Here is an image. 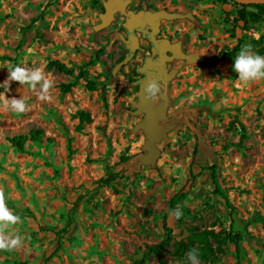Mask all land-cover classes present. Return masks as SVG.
I'll return each instance as SVG.
<instances>
[{
	"label": "rangeland",
	"instance_id": "rangeland-1",
	"mask_svg": "<svg viewBox=\"0 0 264 264\" xmlns=\"http://www.w3.org/2000/svg\"><path fill=\"white\" fill-rule=\"evenodd\" d=\"M107 1L0 0V82L9 75L5 65L13 64L39 68L52 81L47 91L15 80L0 87V205L15 218L0 222V237H21L19 246L0 249V264H128L166 237L163 214L182 189L187 195L175 207L182 215L167 216L172 239L162 264H184L173 242L187 241L191 226L222 238L231 228L243 233L239 263L233 243L210 238L215 257L201 264H264V78L242 81L232 67L244 45L264 54V14L245 26L232 2L126 0L124 10L179 14L161 20V34L183 39L189 56L169 64L173 74L160 85L166 100L157 122L166 131L153 154L135 129L142 119L134 112L139 52L116 67L125 52V16L118 11L108 26L95 28ZM53 59L73 73L49 67ZM81 67L87 76L62 92L60 84ZM88 79L95 89L85 87ZM19 97L26 100L22 113L4 107ZM79 109L91 116L81 131L75 129ZM238 122L245 134L240 144ZM32 128L43 130L40 140H27L22 150L8 142ZM213 162L232 210L213 190L207 168ZM107 165L117 176L102 184ZM144 264L160 263L149 256Z\"/></svg>",
	"mask_w": 264,
	"mask_h": 264
},
{
	"label": "trees",
	"instance_id": "trees-1",
	"mask_svg": "<svg viewBox=\"0 0 264 264\" xmlns=\"http://www.w3.org/2000/svg\"><path fill=\"white\" fill-rule=\"evenodd\" d=\"M222 2H232L236 5L239 6L237 10V18L236 20H242L243 25H247L249 21H257L258 19L261 18V16L264 14V4L261 3H249V4H240L234 0H220ZM253 8V9H249ZM40 17V16H39ZM36 20V18H32L31 22L28 24V26L32 25V23ZM234 32L232 31L231 34ZM261 42V39L254 40L255 44H259ZM240 40H238L237 44L233 47V49L228 52V55H234L235 51L239 48ZM4 57V56H2ZM121 59V58H120ZM94 62V59L91 58L89 59L84 65H89ZM15 65V64H13ZM48 66L56 69L58 71L67 73V74H72L73 69L70 66H67L65 63L53 59L48 62ZM88 71L81 67L79 71L75 74L74 78L72 80H69L67 82H63L60 84V89L62 92H67L71 89V87L75 86L78 82L77 79L78 77H86ZM85 87L88 90H93L96 88V82L94 80L88 79L85 82ZM74 116L78 119L77 124L75 125V129L77 131H81L84 127V124L87 122L91 121V116L90 113L87 110L84 109H79L75 112ZM240 127H241V133H240V139L237 142V144H240L242 139L245 137V134L243 132L244 127L241 122H238ZM43 134V130L41 128H32L29 130L27 134H15L12 136H9L7 138L8 142L16 147L19 150H22L24 148V144L27 140L31 141H38L41 139ZM71 137L67 138V149H68V154L72 153V148H71ZM197 147H195V152H197ZM126 157L122 156V160H125ZM106 174L104 177L99 178V182L102 184H109L112 182L116 176L117 172L112 170L109 165L106 166ZM210 171V177L213 182L214 186V191L221 194L226 205L230 207V209H234L232 204L230 203L228 196L223 193L217 183V164L215 162L211 163L207 167ZM191 181H193V175H191ZM187 195V190L182 189L175 194H173L169 201H168V208L163 214V225L166 229H168L166 237L162 238L159 242L149 244L146 246L143 255L140 258H134L130 263L128 264H144L149 256H155L156 259L160 264H162V257L163 253L166 250L167 246L170 245V240L172 239V233L170 228L167 225V216L169 214V210L173 209L176 207V205L179 203L180 200H182L184 197ZM255 219V218H254ZM257 220V219H255ZM195 226L190 227L191 235L187 239V241L179 240L173 242L174 245V250L172 251L174 256L177 257L178 259L185 260V256L187 251L195 246L199 249V254H200V259L201 260H206L209 257H215L214 256V248L211 245L210 238L216 239V240H229V242L234 244V252H235V257L237 260V263L240 262V240L243 236V233L241 231H233L232 228L228 231L225 232L224 238L220 237V234L215 233L212 229H203L200 231L194 230ZM66 231L65 228H62L61 230L57 231V234L59 237ZM61 248V241L59 240L57 243V249ZM51 257V254L46 257V260Z\"/></svg>",
	"mask_w": 264,
	"mask_h": 264
},
{
	"label": "water",
	"instance_id": "water-1",
	"mask_svg": "<svg viewBox=\"0 0 264 264\" xmlns=\"http://www.w3.org/2000/svg\"><path fill=\"white\" fill-rule=\"evenodd\" d=\"M240 4H249V3H261L264 4V0H234ZM126 5V0H108L104 3V10L100 14V22L95 26V28L101 29L108 26L114 19V14L118 11L122 12L125 16V21L123 25L126 30L130 33L127 39H124L126 46L129 48L130 53L126 54L119 62H117L116 67L121 66L127 63L131 56L132 52L137 48V36L133 34L134 29H144V26L151 28V33L157 32V26L161 19H173L179 16L176 12L157 9L153 11L149 10H124ZM152 40V38H151ZM175 51L173 47H171ZM175 57L179 58H189L188 54L184 52H176ZM149 64L147 60L145 63L138 67L139 71H143L145 67ZM173 74V71L166 75V78L162 80V83H165ZM149 75L146 79L141 80L138 83L137 97L138 102L134 112L142 114V119L137 122L135 129H140L144 132L145 142L144 147L151 151L154 154L156 148L154 143L159 141L162 136L165 134L166 127L157 122L158 118L163 114L165 107L166 94L163 90L162 93L158 94L159 102H155L154 99H147L144 94V86L149 80Z\"/></svg>",
	"mask_w": 264,
	"mask_h": 264
},
{
	"label": "clouds",
	"instance_id": "clouds-1",
	"mask_svg": "<svg viewBox=\"0 0 264 264\" xmlns=\"http://www.w3.org/2000/svg\"><path fill=\"white\" fill-rule=\"evenodd\" d=\"M5 66H7L9 75L0 82L2 88L8 89L11 80L18 81L20 84H27L32 89H35L39 84L45 91L52 86V81L47 79L39 68L28 70L19 65ZM232 67L242 81L264 78V54L254 51L251 45H244L235 56ZM162 91L160 82L156 79H150L144 86V94L147 99H154ZM4 107L14 113H22L26 108V100L21 97L10 98L4 102ZM169 213L176 218L182 215L179 208L170 209ZM0 222H15V218L2 205H0ZM20 244L21 237L19 235L12 238L0 237V249L11 250ZM184 264H201L197 247L193 246L187 251Z\"/></svg>",
	"mask_w": 264,
	"mask_h": 264
},
{
	"label": "flooded vegetation",
	"instance_id": "flooded-vegetation-1",
	"mask_svg": "<svg viewBox=\"0 0 264 264\" xmlns=\"http://www.w3.org/2000/svg\"><path fill=\"white\" fill-rule=\"evenodd\" d=\"M161 20L158 23L156 33L152 34L151 33L152 30L148 26H144V29H140V30L134 29L132 32L137 36L136 39L138 46L132 52V56L130 60H132L138 52L140 54L139 55L140 63H136L134 66V73L136 74V78L133 80V82H136L137 86H138L137 82L146 79L147 75L150 76L149 80L156 79L160 82L161 85L162 80L166 78V75L171 71H173L170 65L174 63L176 60L180 59L179 57H175V53L177 51L180 53L186 52L183 39L179 40L176 38H172L171 36H168L166 34H161V27H160ZM124 21H125V17H124ZM125 32H126L125 39H127L130 33L126 30V28H125ZM123 44L125 48V52L123 54L124 57L126 54L130 53V51L129 48L126 46V43L123 42ZM171 47H173L175 51L171 49ZM146 60L149 65L145 67L143 71H139L137 68L142 66Z\"/></svg>",
	"mask_w": 264,
	"mask_h": 264
}]
</instances>
